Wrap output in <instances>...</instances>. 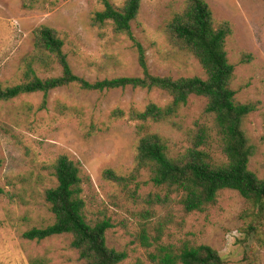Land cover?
Masks as SVG:
<instances>
[{"label": "rangeland", "instance_id": "obj_1", "mask_svg": "<svg viewBox=\"0 0 264 264\" xmlns=\"http://www.w3.org/2000/svg\"><path fill=\"white\" fill-rule=\"evenodd\" d=\"M105 0H0V82L6 86L24 79V69L36 51L35 30L46 25L64 41L74 72L97 81L142 76L138 53L127 34L111 23L93 18ZM115 7L127 0H110ZM216 25L228 22L227 51L235 66L231 82L240 102L256 109L243 129L253 149L250 169L264 178V0H205ZM186 0H143L132 32L146 50L149 70L158 76L206 77L199 60L172 40L166 25ZM37 67L40 77L57 76L61 67ZM172 97L160 89L131 87L104 91L70 85L0 101V264H85L72 236L62 234L38 241L25 238L33 227L55 218L45 191L56 186L54 163L67 155L82 163L88 179L83 185L85 213L91 223L110 220L107 244L127 254L120 264H159L165 250L207 244L226 264H264V218L237 191L224 190L218 202L204 211L188 213L180 195L153 183L150 169L138 160V123L130 108L149 103L165 106ZM207 98L191 95L175 117L149 122L161 135L170 154L178 157L203 137L201 149L222 162L224 153ZM43 104L45 106L43 107ZM116 108L125 110L116 117ZM106 169L124 176L117 182ZM251 227H254L252 230Z\"/></svg>", "mask_w": 264, "mask_h": 264}, {"label": "trees", "instance_id": "obj_2", "mask_svg": "<svg viewBox=\"0 0 264 264\" xmlns=\"http://www.w3.org/2000/svg\"><path fill=\"white\" fill-rule=\"evenodd\" d=\"M37 0H29L34 4ZM143 0H127L117 8L110 0L104 1V9L93 18L99 24L111 23L117 33L127 34L133 41L142 76H122L89 81L74 72L64 41L57 30L43 25L35 30L36 51L24 69L22 82L4 87L0 82V101H8L24 94L42 92L44 96L56 88L79 85L84 90L104 91L131 87L133 89H160L172 100L165 106L149 103L144 110L130 108L128 117L140 123L137 145L139 166L150 169L153 183L170 193L180 195L179 203L188 213L204 211L218 202L224 190L237 191L254 207L253 216L264 218V178L249 167L253 155L252 146L245 134L244 120L256 106L240 102L231 82L235 66L230 62L227 38L231 34L228 22L216 25L212 9L205 0H186L182 11L175 12L166 25V32L177 44L192 53L202 64L206 77H179L154 75L149 70L146 50L132 32V22L137 18ZM61 67V74L40 77L37 67H52L53 60ZM191 95L207 98L206 112L213 115L216 131L221 141L224 160L214 159L209 151L201 149L203 137L184 154H170L165 139L150 130L151 122H163L175 117L188 103ZM45 104H43V107ZM116 117H124L125 110L116 108ZM2 160L0 159V166ZM57 185L45 191V199L54 215V222L45 227H33L24 233L30 240H44L52 236L69 234L71 245L79 252L85 264H120L127 254L107 244L110 220H98L94 224L85 213L83 185L88 177L82 163L67 155H60L54 163ZM104 176L123 182L124 176L106 169ZM4 189L0 187V195ZM253 230L254 227H251ZM159 264H226L218 250L207 244L185 246L179 252L165 250Z\"/></svg>", "mask_w": 264, "mask_h": 264}]
</instances>
